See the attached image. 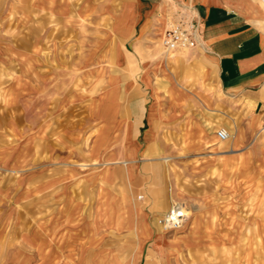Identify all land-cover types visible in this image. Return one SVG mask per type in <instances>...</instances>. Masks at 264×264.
<instances>
[{"label":"crops","instance_id":"obj_1","mask_svg":"<svg viewBox=\"0 0 264 264\" xmlns=\"http://www.w3.org/2000/svg\"><path fill=\"white\" fill-rule=\"evenodd\" d=\"M71 2L38 0L34 9L62 18L65 47L83 50L72 58L64 53V64L79 62L82 68L90 61L85 75L105 76L108 84L92 87L101 96L91 100L75 90L58 101L41 100L59 86L54 77L60 57L39 48L56 44V36L45 42L39 35L52 28L50 21L33 29L32 52L17 48L16 88L30 91L38 110L32 119L31 188L38 197L44 194L49 212L62 209L65 223L64 247L55 246L60 240L51 233L57 214L42 222L49 226L43 237L47 249L34 225L31 241L49 256L109 252L120 230L139 229L143 250L148 241L161 246L167 232L156 222L171 202V173L183 171L175 162L191 167L200 157L209 165L216 156H241L243 149L224 153L217 147L216 126L234 124L240 140L243 130L253 135L264 126V0H82L77 9ZM180 12L197 21L199 44L165 53L161 36ZM90 16L96 27L88 42L81 25ZM68 34L74 42H67ZM7 60L0 54L1 75L8 71ZM6 179L0 170V190L9 186ZM24 181L18 178V187ZM142 193L144 206L138 199ZM125 211L131 223L120 224ZM73 234L79 243L71 249Z\"/></svg>","mask_w":264,"mask_h":264},{"label":"rangeland","instance_id":"obj_2","mask_svg":"<svg viewBox=\"0 0 264 264\" xmlns=\"http://www.w3.org/2000/svg\"><path fill=\"white\" fill-rule=\"evenodd\" d=\"M81 1L72 0L73 9H77ZM37 3L38 0H0V54L8 56L5 62L7 67H4L8 71L0 74V87L3 90L0 91V170L7 177L9 185L0 190V264H264V126L253 135H247L243 130V140H240L234 124L229 127L216 126V132L226 128L232 135L226 142L217 139V147L224 153L243 149V155L227 159L216 156L215 162L209 165L207 158L200 157L191 167H186V163L181 166V161L175 162L183 171L171 173L172 186L168 190L171 202L167 211L175 202H180L187 208L189 218L180 229L166 231L167 234L160 239L161 246L157 243V247L149 239L152 242L148 241L143 250L139 246V239L143 238L139 229H126L113 237L115 244L109 247V252L57 251L50 256L46 251L37 252V245L31 241L32 232L39 233V244L47 249L48 241L43 237L48 233L49 226L47 221L42 222L49 215L57 214V219L52 221L54 231L51 233L54 235L56 232V238L60 240L55 246L64 243L59 245L64 247L65 241L60 235L64 232L65 223L60 217L62 209L49 212L42 202L44 194L41 192L38 197L31 188L32 119L38 110L32 107V93L16 88L14 80L18 76L14 66L17 62L13 57L18 47L24 54L32 52L33 29L49 21L52 28L41 29L39 35L45 42H48L49 36H56V44L40 46V52L55 53L58 60L64 53L72 58L83 51L79 46L65 47L62 18H49L47 13L38 12L34 9H37ZM81 26L83 39L91 42L96 27L94 16L84 18ZM68 37V43L74 42V36L70 38L68 34ZM17 40H24V43H14ZM39 48L36 47L34 51ZM63 59L55 63L58 73L54 78L59 86L56 91L43 94L41 100L49 98L58 101L70 90L82 91L78 95L85 100L101 96V93L90 90L94 86L108 84V78L85 75L83 69L92 62L87 61V66L82 68L79 62H72L70 67L64 64ZM60 111L56 109V113ZM72 111L78 112L77 109ZM22 169L23 173L17 172ZM21 177L25 181L23 187H18L21 185L18 178ZM144 198L145 194L138 195L141 206H144ZM167 211L159 215L156 222L162 229L160 219ZM126 213L121 215L120 224L131 223L125 221ZM54 226L57 228L54 229ZM75 227L76 224L70 226ZM71 236V249H74L75 242L79 243V236ZM87 239L89 242L91 237Z\"/></svg>","mask_w":264,"mask_h":264},{"label":"built area","instance_id":"obj_3","mask_svg":"<svg viewBox=\"0 0 264 264\" xmlns=\"http://www.w3.org/2000/svg\"><path fill=\"white\" fill-rule=\"evenodd\" d=\"M198 23L194 16L180 12L175 18H170L161 36V46L165 53L178 50H191L199 44ZM217 137L225 142L232 135L226 128L217 131ZM142 198V197H141ZM189 218V212L184 204L175 202L167 213L160 219L163 229L167 232L180 229Z\"/></svg>","mask_w":264,"mask_h":264},{"label":"bare ground","instance_id":"obj_4","mask_svg":"<svg viewBox=\"0 0 264 264\" xmlns=\"http://www.w3.org/2000/svg\"><path fill=\"white\" fill-rule=\"evenodd\" d=\"M233 151V150H232Z\"/></svg>","mask_w":264,"mask_h":264}]
</instances>
